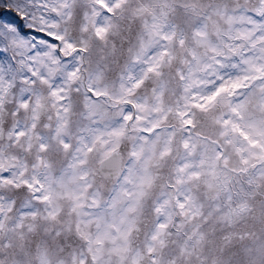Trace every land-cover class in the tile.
Returning <instances> with one entry per match:
<instances>
[{
  "label": "snow or ice",
  "instance_id": "obj_1",
  "mask_svg": "<svg viewBox=\"0 0 264 264\" xmlns=\"http://www.w3.org/2000/svg\"><path fill=\"white\" fill-rule=\"evenodd\" d=\"M5 112L0 264H217L229 161L264 164V0H0ZM177 217L199 239L169 256Z\"/></svg>",
  "mask_w": 264,
  "mask_h": 264
},
{
  "label": "rangeland",
  "instance_id": "obj_2",
  "mask_svg": "<svg viewBox=\"0 0 264 264\" xmlns=\"http://www.w3.org/2000/svg\"><path fill=\"white\" fill-rule=\"evenodd\" d=\"M135 26H133L132 34H135ZM114 43L119 48L121 46V38L115 37ZM123 47L127 49V42L123 43ZM99 56H103V52L98 53ZM123 60L121 59V63ZM116 66L113 65V71L110 76L116 75ZM11 104V97L9 96L7 101ZM7 113H4V117H0V122L6 124ZM121 156L126 158L127 148L125 144H121L119 148ZM246 155V154H245ZM255 164V167L251 165ZM229 167L233 169L230 176L233 179L230 180L227 187L222 193L221 200L223 205L230 208H239L240 205L244 206V210L239 216L233 217L231 222L213 223L210 219L206 224L201 226V232L204 233V240L197 246L196 251L201 252L202 255H208L212 258H218L217 264H241L243 259V253L241 252L242 244L240 242V236L245 237L244 244L249 247H253L254 242H258L261 238H264V175H261L259 169L264 167V164L258 162L257 157H253L249 161L248 165H243L239 161V157L235 160L229 161ZM242 168H246V171H241ZM158 175L161 176L164 182H167L166 169L161 168ZM255 177V179H250ZM201 192L207 191V186L202 185L199 189ZM230 196L231 199L225 197ZM204 203L203 212L210 211L209 204L213 203L209 201L207 196L202 199ZM180 217L176 218V224L171 228V236L167 238L166 247L164 252L169 256H176L185 246L187 242V251H192L193 243L199 239L198 236L189 240L188 237L194 230L191 224L180 227ZM232 236L231 244L224 240L225 235ZM195 260V257L192 258ZM179 264V261H178ZM259 264V261L256 262Z\"/></svg>",
  "mask_w": 264,
  "mask_h": 264
},
{
  "label": "water",
  "instance_id": "obj_3",
  "mask_svg": "<svg viewBox=\"0 0 264 264\" xmlns=\"http://www.w3.org/2000/svg\"><path fill=\"white\" fill-rule=\"evenodd\" d=\"M105 171H107V169Z\"/></svg>",
  "mask_w": 264,
  "mask_h": 264
}]
</instances>
